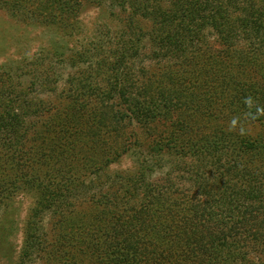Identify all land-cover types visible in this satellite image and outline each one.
Returning <instances> with one entry per match:
<instances>
[{"label":"trees","instance_id":"16d2710c","mask_svg":"<svg viewBox=\"0 0 264 264\" xmlns=\"http://www.w3.org/2000/svg\"><path fill=\"white\" fill-rule=\"evenodd\" d=\"M0 9L67 39L103 12L66 58L0 66V261L264 264V0ZM45 54L73 67L63 84Z\"/></svg>","mask_w":264,"mask_h":264},{"label":"rangeland","instance_id":"374dc122","mask_svg":"<svg viewBox=\"0 0 264 264\" xmlns=\"http://www.w3.org/2000/svg\"><path fill=\"white\" fill-rule=\"evenodd\" d=\"M103 12L101 9H90L83 14L84 32L73 35L67 39L61 31L53 26H39L35 23H27L16 19L11 13L0 9V66L1 64H31L30 60L36 56H42L50 45L54 43L62 45L65 53L63 58L67 57L73 50L80 49L82 45L87 44L93 39L97 25L103 21ZM63 53V54H64ZM31 58V59H30ZM44 64H56L57 75L61 77L63 84L67 74L73 71V67L66 66L68 64L59 57L45 56ZM53 58L54 61L50 62ZM60 59V60H59ZM47 60V61H46ZM27 68V67H26ZM60 84V85H61ZM122 168L130 167V160L123 161ZM117 168V167H114ZM17 209L19 211V223L17 235L12 236L11 241L16 245L15 251L20 249L23 234L22 228L29 213V209L33 205L34 199L30 194L21 192L16 197ZM11 219V217H9ZM0 264H9V260L1 259ZM37 264H40L37 262Z\"/></svg>","mask_w":264,"mask_h":264},{"label":"clouds","instance_id":"9594fccd","mask_svg":"<svg viewBox=\"0 0 264 264\" xmlns=\"http://www.w3.org/2000/svg\"><path fill=\"white\" fill-rule=\"evenodd\" d=\"M235 124H236V121L233 120V121H232V124H231V127L234 128V127H235Z\"/></svg>","mask_w":264,"mask_h":264}]
</instances>
